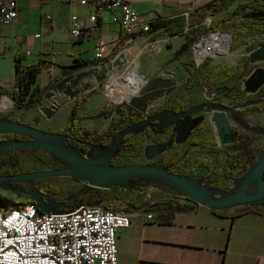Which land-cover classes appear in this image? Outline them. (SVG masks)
I'll use <instances>...</instances> for the list:
<instances>
[{
    "label": "crops",
    "instance_id": "0c3cea01",
    "mask_svg": "<svg viewBox=\"0 0 264 264\" xmlns=\"http://www.w3.org/2000/svg\"><path fill=\"white\" fill-rule=\"evenodd\" d=\"M15 1L16 19L8 24L0 23V86L8 92L15 83L16 58L21 66L33 65L38 68L36 85L40 89L56 78H64L65 70L72 65L85 63L90 66L87 63L96 60H99L98 64L104 63L116 56L121 48H124L125 53L118 56L117 60L120 62L125 55L129 59L136 58V68L144 79L162 77L175 81L176 84L179 81L181 85L188 74L187 67H190L193 60L190 54L176 58L174 53L185 42L188 25L197 22L200 12L203 13L202 19L209 16L211 21L227 15L231 16L228 22L236 24H250L255 19L251 16V9L245 7L248 0H229L227 5L219 10L218 7L222 6L225 0H218V3H213L215 0H131L132 8L142 21L150 24V29L134 37H127L119 22L112 20V16L119 15V11L105 6L100 9L97 22L91 24L88 21L89 6L80 5L73 0ZM74 13L85 26L77 38L70 35L69 27L70 17ZM46 15L50 17L46 18ZM178 16L185 18L181 32L173 34L175 27L154 28L151 25L156 21L172 20ZM244 28L245 25L232 26L228 33L232 34L235 30ZM36 34L39 36L36 37ZM225 38L228 39L226 36ZM150 42L157 43L154 53L142 50L145 43ZM254 43L258 46L264 44V33L249 36L247 44L233 50L246 51L243 57L245 58L250 53L246 47ZM98 50L102 54L101 59L95 57ZM250 63L248 62V69ZM253 64L255 68L263 66L264 60ZM80 69L82 68L78 70ZM130 69L133 73L123 76L122 79H117L116 74H111L107 87L114 81L129 78H134L138 84L135 68ZM178 74H184V77L178 80ZM72 80L63 82L62 86L73 85ZM74 80L78 89H88L98 84L92 73L88 76L81 74L80 78ZM243 85L242 83V90ZM107 93L110 98L116 99L109 90ZM221 96L224 95L217 97V104H220ZM165 98L160 97L150 103L148 112L142 116H150L164 103ZM46 99L51 104H56L57 98L52 92ZM3 102L5 106L10 104L8 97H4ZM88 102L96 103L86 98L77 109L80 121V109ZM35 109L36 107L32 108V111ZM47 109L44 111L48 112ZM97 111V115L102 112L101 108ZM112 113L116 114L114 109ZM116 117L118 119L117 114ZM187 119L189 117L170 124L172 143L183 141L196 125L205 123H196L187 134L178 137L177 130H186L184 122ZM214 133L218 138L215 129ZM103 205L131 213L135 210L152 211L148 206L140 209L127 207L122 200H108ZM157 207L162 210L157 223L132 217L130 226L117 233L118 264H264V203H255L235 212L213 210L198 204L194 208H185L162 201H158Z\"/></svg>",
    "mask_w": 264,
    "mask_h": 264
},
{
    "label": "trees",
    "instance_id": "16d2710c",
    "mask_svg": "<svg viewBox=\"0 0 264 264\" xmlns=\"http://www.w3.org/2000/svg\"><path fill=\"white\" fill-rule=\"evenodd\" d=\"M229 0H225L224 4L218 7V10L225 7ZM213 3H218L215 0ZM245 7L251 9V13L264 10V0H248ZM217 9V8H216ZM203 13H199V18L195 24L188 25L189 29L186 31V40L182 43L180 48L174 53V57L179 58L183 55L190 54L193 43L197 42L204 34L211 31L220 30L228 32L232 26L241 27L245 25L244 29L235 30L231 34V41L229 48L235 49L248 43V37L253 34L264 33V17L253 19L252 23H230V15L213 19L209 27L202 24ZM152 27L170 26L175 27L173 34L183 31L185 25L184 16H178L172 20H159L151 24ZM258 47L257 43L248 45L247 51ZM212 58L205 59L199 65L191 63L187 67V76L183 80L181 86L184 89H195L198 87H206L211 91L222 87L225 92L222 94L232 100L243 96L242 83L244 77L250 71L247 68L249 56L242 59L241 62L229 65L220 66L211 63ZM99 60L88 62V65L98 64ZM81 64L72 65L65 70L63 75H68L81 68ZM38 68L33 65L21 66L16 58L15 64V83L10 92L6 91L0 86V97L7 94L13 102L14 110L30 109L39 105L46 94L52 89L55 83L62 77L55 80L43 88H38L36 85ZM264 96V93H263ZM86 101V98L77 97L75 104L71 107L69 115L66 119L65 129L59 130L60 133L66 134L72 144L78 142H93L97 141L103 147H108L117 134L122 132L126 127L132 126L137 132L130 131L121 140V146L113 155L110 163L118 165L117 161L123 156L124 152L128 151L133 156L140 155L145 148L148 141L155 144H162L172 135L170 124L160 125L166 111L173 109L179 111L187 108L191 99L189 97L180 98L174 97L171 100L165 101L158 109L154 110L150 116L153 117L147 124L144 123L139 126L143 120L137 111L130 108L127 104H119L114 108L118 119L109 124L105 131L91 133L87 130L79 129V117L77 109ZM253 109L262 111L264 109V101L257 102L252 105ZM236 112H240L237 110ZM104 114L100 112L98 115ZM138 126V127H137ZM6 139H28L25 135L0 133V141ZM220 138L216 137L213 126L209 122L200 123L196 125L187 138L178 143H172L169 148L163 151L158 160V164L165 166L169 171L180 169L183 172L189 170V161L193 153L200 152L201 156L196 158L195 164L200 168V172L195 177L202 183H209L212 190H220L227 192L228 185L231 180L237 179L244 171L250 168L244 158L230 149L233 144H227L229 147L218 146L217 143ZM224 151L229 161L224 165H219L214 161L211 154ZM39 163L55 164L52 157L39 149H10L0 156V168L7 166L8 170H15L26 172L34 169ZM182 174V173H179ZM183 175V174H182ZM135 187H109V188H92L86 186L85 183H78L71 191V195L64 194L61 185L49 182L46 186V196L59 205H74L88 204V205H103L108 200H122L127 207L140 209L146 206L150 198L145 196L143 187L150 184L148 179H133L131 181ZM138 189L139 194L135 198H130V193ZM169 190L168 188H166ZM68 205V206H69ZM72 207V205L70 206Z\"/></svg>",
    "mask_w": 264,
    "mask_h": 264
},
{
    "label": "water",
    "instance_id": "95a60500",
    "mask_svg": "<svg viewBox=\"0 0 264 264\" xmlns=\"http://www.w3.org/2000/svg\"><path fill=\"white\" fill-rule=\"evenodd\" d=\"M251 16L253 18L264 17V10L253 12ZM124 53V48H121L116 56L111 57L104 63L90 65L91 67L83 71L82 75L88 76L92 73L95 75L97 83H100L108 76L111 70L119 69L121 66L128 64L129 59L126 55L123 56V62L117 60V57L119 55L122 56ZM263 60L264 44H261L249 53V62L258 63ZM85 67L88 66L84 63L81 68ZM138 78L140 79V83L137 85V89L121 102L127 104L140 115L148 112L150 103L157 98L167 97L176 87V82L168 78L156 77L144 79L140 75H138ZM72 83L75 85L76 81L73 79ZM243 84L253 93L259 90L264 84V67L261 65L257 66L248 77L244 78ZM60 85L61 83H56L54 89L59 88ZM213 92L216 96H220L225 92V89L219 87ZM76 94H78V91ZM261 101H264V98ZM244 106L239 105L234 108L215 102H208L196 104L179 111L170 109L166 111L159 124L176 123L198 112L207 110L209 111L208 120L213 129L216 130L220 140L223 143H229L232 142V135L230 133L231 127L228 113ZM152 119L153 117L148 116L147 119L139 123V126L144 123L147 124ZM130 131L134 132V127L128 126L120 132L109 146L105 147L107 149L105 153L102 154L98 147H92L90 156H84L67 143L69 137L64 133H49L18 121L10 119L0 120V133L20 134L28 137V139H6L0 141V156L10 149H39L64 165V167L56 169H39L16 175L0 176V182L12 180H28L29 182H33L34 180L69 176L92 188H109L131 187L133 179H148L152 183L169 186L174 192L189 198L198 205L213 210H226L255 203H264V146L251 167L236 179L240 180L238 187L231 192H223L210 189L209 183H202L196 178L169 171L165 166L160 164L112 165L110 161L120 147L118 145L121 144V140L125 134ZM171 144L172 138L162 144H156V146L161 148V154ZM253 185H256L255 190L249 192V187ZM25 194L35 202L40 212H55L60 208L68 207V205L55 204L53 200L45 198L32 186L28 188ZM72 203L74 205L75 201Z\"/></svg>",
    "mask_w": 264,
    "mask_h": 264
},
{
    "label": "built area",
    "instance_id": "2783aa9c",
    "mask_svg": "<svg viewBox=\"0 0 264 264\" xmlns=\"http://www.w3.org/2000/svg\"><path fill=\"white\" fill-rule=\"evenodd\" d=\"M73 1L89 6L88 21L91 24L97 22L99 11L105 6L119 11V15L112 16V20L119 22L127 37H134L150 29V24L142 21L132 8L131 0ZM16 16V1L0 0V23L8 24L16 19ZM49 17L46 15V18ZM202 24L209 27L211 18L204 17ZM69 27L70 35L77 38L85 26L74 13L70 17ZM225 36L228 38L227 45ZM231 37V33L220 30L202 35L191 47L190 56L193 63L199 65L207 58L214 60L227 57ZM209 38H213V42H208ZM142 50L154 53L157 43H145ZM95 57L102 58L100 50L96 52ZM149 198L146 206L151 207L152 211L135 210L131 213L122 209L88 204L68 206L55 212H40L35 202L28 197L21 206L0 210V264H118L117 233L130 226L132 217H140L144 222L152 223L159 220L162 210L157 207L158 201ZM161 198L162 203L181 205L185 208H194L197 205L174 191H167Z\"/></svg>",
    "mask_w": 264,
    "mask_h": 264
},
{
    "label": "rangeland",
    "instance_id": "374dc122",
    "mask_svg": "<svg viewBox=\"0 0 264 264\" xmlns=\"http://www.w3.org/2000/svg\"><path fill=\"white\" fill-rule=\"evenodd\" d=\"M228 39L225 38V42L227 45ZM228 55L227 57H220L218 59L212 60V63L217 66H227L230 64H233L235 62H239L244 57V54L246 51H238L233 50L228 47ZM120 56V55H119ZM190 56V55H189ZM190 58V57H189ZM124 58L122 57L120 62H123ZM129 59V57H128ZM91 66L82 68L74 73H71L69 75H66L63 80L59 79L56 83H61L59 88L57 90H54L55 85L52 87V90L49 91L52 92V95H54L57 98L56 104H51L48 99H46L47 95L43 98L42 102L36 106L35 111H32V108L30 109H22V110H14L13 109V103L8 105H4L3 98L8 97L7 94L2 95L0 97V120H14L21 123H25L28 125H31L35 128H38L40 130L49 132V133H59V130L65 129V123L66 118L69 115L71 107L75 104V99L77 97L80 98H87L89 101L86 103L85 106L81 107L80 112L82 115V121L79 122V129L87 130L91 133H97L99 131H105V128L109 126L110 123L115 121L117 119L116 114L112 113L113 109L119 105L123 104L124 102H117L116 99H112L109 97L107 93L106 85L108 86V80L109 76L111 74H116L115 78L122 79L123 76L132 74V69L130 68H136V58H130L128 64H125L124 66H121L119 69H113L109 72L108 76L102 80L97 85L90 87L88 89H78L76 87L77 85H69L68 87L62 86L63 82L72 80V78L77 79L80 78V75L83 71L88 69ZM264 67V64H263ZM255 68V65L253 63H250L249 70L252 71V69ZM137 74L138 70L136 68ZM249 71V72H250ZM178 80L182 79L184 77V74H178L177 75ZM109 77V78H108ZM58 79V78H56ZM55 79V80H56ZM82 79V78H81ZM138 84L140 83V79L138 78ZM52 81V82H55ZM55 83V84H56ZM136 84L132 89H129L128 92H126L125 97H128V95L135 91L137 89ZM177 86L175 89L171 92L170 96L166 97L164 99V102L166 100H171L174 97H180V98H186L189 97L191 101L189 102L187 107L204 103V102H212L213 97H215V94L213 91H210L204 87H198L195 89H184L179 81L176 84ZM78 91V94L76 92ZM264 84L263 86L257 90L256 92H252L249 90V88L244 84L243 85V96L232 100L226 96H221L219 103L224 104L230 107H237L239 105H245L244 107L238 109L240 112L232 111L228 113V117L230 120V127L233 130L234 135H232V142L229 143H223L221 140L218 141L217 145L221 147H229L227 144H231L230 149L237 153L238 155L242 156L245 160V162L251 165L255 162L256 158L258 157L259 153L261 152L263 146H264V109L262 111H258L256 109L252 108V105L261 101L264 96ZM123 99V100H124ZM122 100V101H123ZM99 101L100 103H97ZM48 108V109H47ZM102 110L104 114L97 115L98 109ZM49 110L48 112L44 110ZM87 111V112H86ZM191 116L189 119L185 120V126L186 130L181 132L183 129L178 128L177 135L178 137L185 135L188 133L189 129H192L194 125L198 122H207L208 116L206 114L200 112L198 113V116ZM148 117L145 115L142 116L141 119H147ZM185 119V118H184ZM176 130V129H175ZM134 132H137L135 130ZM118 134L116 135V137ZM63 141V139L61 138ZM66 143V142H65ZM67 143L74 147L76 151L84 156H90L92 147H98L102 154L107 151V149L100 145L99 142L93 141L91 143L89 142H78L75 145L72 144L70 139L67 140ZM121 146V144L118 145V147ZM161 148L156 146V144L152 143L151 141H148L146 143L145 150L138 156L131 155L128 151L124 152L123 156L117 161L118 165H127V164H153L157 165L159 156H160ZM201 156L200 152L193 153L191 155V159L189 161V170L186 172L181 171L180 169H175L178 173H182L183 175L189 176V177H195L198 172H200V168L196 166L195 161L196 158ZM212 157L214 158V161L218 163L219 165H224L229 161V158L225 154V152L222 150L221 152L213 153ZM45 164V165H44ZM39 163L37 164L36 168L39 169H52L50 167L52 163ZM245 172V171H244ZM243 174V173H242ZM241 174V175H242ZM240 175V176H241ZM41 180H53L57 183H59L62 188L64 194L70 196L72 189L80 182L76 178L69 177V176H60V177H54L49 179H41ZM236 179H233L230 181L227 191L231 192L235 190L239 184L235 183ZM234 184V185H233ZM135 184L132 183L131 188L135 187ZM168 188L169 190H167ZM256 185L250 186L249 190H255ZM143 191L145 193L146 197H152L156 199L157 201H160L164 193L167 191H173L171 187L164 186L161 184H147L143 187ZM138 189H134L130 193V198H135L139 194ZM28 196L25 194H18V193H12L3 189H0V210L6 209L9 207H15V206H21L23 203L27 201ZM242 207H236V208H229L226 210H222L224 212L226 211H241Z\"/></svg>",
    "mask_w": 264,
    "mask_h": 264
},
{
    "label": "flooded vegetation",
    "instance_id": "af4514ba",
    "mask_svg": "<svg viewBox=\"0 0 264 264\" xmlns=\"http://www.w3.org/2000/svg\"><path fill=\"white\" fill-rule=\"evenodd\" d=\"M217 97H219V96H216L215 98H213L212 102L217 103V101H218ZM204 103H208V102H204ZM208 112L209 111H207V110L202 111V113H206V116H208ZM198 113H200V112H198ZM198 113H196V114H198ZM193 116H195V114L192 115V117ZM230 133H231V135H234L232 128H231V132ZM52 159H53V161H55V164H52L50 166V167H52V169L64 167V165L62 163H60L58 160H56L53 157H52ZM35 170H39V168L34 167V169H32L30 171L20 172V171H15L13 169L8 170L7 166L5 165V166L0 168V176L16 175V174H19V173H27V172H32V171H35ZM49 182L59 184V183H57V182H55L53 180H46V181H44V180H34L33 182H29L28 180H20V181L12 180V181H2V182H0V189L6 190V191H9V192H12V193H18V194H24L25 195V192L28 190V188L30 186H32V188L38 190V192H40V194H42V196L45 197L46 194H47L45 185L47 183H49ZM248 191L249 192H253L254 190H249L248 189ZM71 205L73 206V204H71ZM71 205H69V206H71Z\"/></svg>",
    "mask_w": 264,
    "mask_h": 264
},
{
    "label": "bare ground",
    "instance_id": "6f19581e",
    "mask_svg": "<svg viewBox=\"0 0 264 264\" xmlns=\"http://www.w3.org/2000/svg\"><path fill=\"white\" fill-rule=\"evenodd\" d=\"M224 39H225V37H224ZM208 42H213V38H209ZM218 48L222 50L221 47H217V49ZM135 71H136V68H135ZM136 73H137V71H136ZM135 85H136V82H135L134 78L133 79L129 78L127 80H122V81L121 80H117V81L112 82L111 86L107 87V90H109L111 95H113L116 98L117 102H121L124 99L126 92H128L129 89H132ZM9 100H10V98H9ZM10 104H12L11 100H10ZM235 183L239 184L240 180L239 179L236 180Z\"/></svg>",
    "mask_w": 264,
    "mask_h": 264
}]
</instances>
